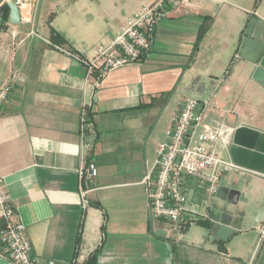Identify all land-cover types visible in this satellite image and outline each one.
<instances>
[{
  "label": "crops",
  "instance_id": "0c3cea01",
  "mask_svg": "<svg viewBox=\"0 0 264 264\" xmlns=\"http://www.w3.org/2000/svg\"><path fill=\"white\" fill-rule=\"evenodd\" d=\"M14 1L0 0V88L18 76L0 109V178L31 257L246 264L255 255L252 264H264V243L256 252L264 222V0H200L195 13L163 17L146 56L110 71L99 87L62 49L93 57L157 0H39L33 26L11 23L3 6ZM54 31L63 43L53 41ZM187 98L213 99L206 122L225 132L216 149L251 172L225 173L209 220L177 242L169 224L151 217L143 181ZM84 134L93 142L85 152ZM86 160L98 178L84 210L78 170ZM188 185L191 200L203 198L195 180ZM0 264H12L1 244Z\"/></svg>",
  "mask_w": 264,
  "mask_h": 264
},
{
  "label": "built area",
  "instance_id": "2783aa9c",
  "mask_svg": "<svg viewBox=\"0 0 264 264\" xmlns=\"http://www.w3.org/2000/svg\"><path fill=\"white\" fill-rule=\"evenodd\" d=\"M39 0H15L19 7L21 21L35 24L34 7ZM200 0H157L143 7L135 17L128 19L119 34L109 45L99 46L93 57L84 58L72 51L63 50L68 56L87 69V79H94L99 87L102 77L112 70L139 63L150 51L156 26L160 19L177 14H191L198 11ZM31 34L38 36L32 29ZM16 74L7 78L0 88V109L9 102ZM88 106L82 112V131L89 129ZM212 98L198 100L187 98L181 110L166 131V140L156 151L152 168L144 178L151 217L164 221L170 226L171 236L181 242L186 229L200 221L209 220L208 208L217 196L221 177L225 173L246 174L251 171L231 161L225 160L216 149L223 141L225 132L222 127L206 122L214 112ZM93 142L85 138L83 150L92 149ZM98 167L93 160H86L78 170L79 194L83 209L89 206L90 194L97 190ZM195 180L203 189L204 196L191 200L188 191L189 181ZM0 244L12 264H84L79 255L70 261H42L31 257V243L26 235L25 226L17 220V211L0 178ZM259 238L256 252L264 243V222L258 228ZM253 258L246 264H252Z\"/></svg>",
  "mask_w": 264,
  "mask_h": 264
},
{
  "label": "water",
  "instance_id": "95a60500",
  "mask_svg": "<svg viewBox=\"0 0 264 264\" xmlns=\"http://www.w3.org/2000/svg\"><path fill=\"white\" fill-rule=\"evenodd\" d=\"M9 7L11 9V18H10L11 23L15 25H19L21 22L19 7L14 2H10Z\"/></svg>",
  "mask_w": 264,
  "mask_h": 264
},
{
  "label": "trees",
  "instance_id": "16d2710c",
  "mask_svg": "<svg viewBox=\"0 0 264 264\" xmlns=\"http://www.w3.org/2000/svg\"><path fill=\"white\" fill-rule=\"evenodd\" d=\"M257 1H260V0H257ZM4 8H6V9L9 10V6H8V5H4V6H3V9H4ZM201 35H202V34H201ZM201 38H202V36H200L198 42L201 40ZM53 41H54L55 43H63V42H64V37H63L61 34H59V33H57V32L54 31Z\"/></svg>",
  "mask_w": 264,
  "mask_h": 264
}]
</instances>
